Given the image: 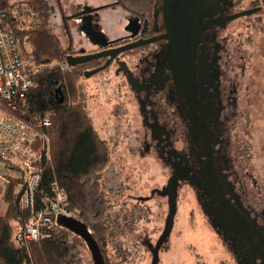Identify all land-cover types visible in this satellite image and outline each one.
I'll return each mask as SVG.
<instances>
[{"label":"flooded vegetation","instance_id":"flooded-vegetation-1","mask_svg":"<svg viewBox=\"0 0 264 264\" xmlns=\"http://www.w3.org/2000/svg\"><path fill=\"white\" fill-rule=\"evenodd\" d=\"M238 1L231 0L229 14L236 12L233 9ZM259 6V0H253L241 11ZM79 8L75 18L71 19L78 21V30L85 41L78 46L77 52L72 53L74 55L159 38L118 54L100 71L107 72L103 81L116 91L112 90V98L119 99L117 94L120 95L126 107L123 124L126 131L115 130L121 140L120 148L123 149L126 140L128 158L134 155L156 164L151 168L153 171L146 173L151 179L147 187L137 180V188H130L131 197H136L135 200L124 199V188L111 192L117 199L107 203L109 209L117 202L120 209H113L116 219L108 216L106 234L95 239L104 263L178 264L175 258L179 257L182 248L185 225L181 193L188 187L196 190L208 225L226 245L236 264H264V164L252 161L249 146L244 143L246 137L236 140L238 130L235 126L239 125L234 122L242 91L239 82L247 68L245 49L249 45L246 40L250 39L252 30L226 31L229 22L224 28L216 29L214 37L202 43L197 51L195 66L198 77L196 84L190 86L195 92L191 107L200 118L203 133L194 138L180 115L182 104L180 100L178 102L180 96L172 78V66L162 57L167 40L160 38L165 34L161 2L154 1L149 15L128 14L122 27L123 34L105 31L100 21V10L91 11L86 6ZM255 14L264 15V10L248 17ZM256 21L252 20L250 24L254 29ZM87 32L100 33L109 45L94 44ZM89 43L96 45L97 49H86ZM94 61L99 64L83 72L102 65L105 58ZM234 68L239 69L237 81L232 79ZM113 129L111 132L105 129L107 135L110 133V141ZM245 132L241 129L238 134L249 136ZM207 164H210L216 182L223 189L224 200L249 228L247 238L240 239V235L233 234L224 225L223 209L206 193V176L204 178L202 174ZM112 177L116 179L113 174ZM193 183L200 184L203 189L199 190ZM155 198L158 204L152 202ZM82 264H93L91 255L90 258L84 257Z\"/></svg>","mask_w":264,"mask_h":264},{"label":"trees","instance_id":"trees-1","mask_svg":"<svg viewBox=\"0 0 264 264\" xmlns=\"http://www.w3.org/2000/svg\"><path fill=\"white\" fill-rule=\"evenodd\" d=\"M154 1L117 0L95 8L86 7L91 11L117 7L127 15L140 13L146 16L151 14ZM9 2L0 0V7L16 9L14 3ZM19 3L27 7L28 22L21 15L19 20L8 16L7 21L24 53L40 65L34 77L35 85L26 92L27 115L43 117L51 114V125L47 130L51 140V163L44 168L36 199L50 193V183L55 180L66 195L71 216L83 222L96 239L107 231L108 205L98 178L108 163L109 150L85 109L80 80L84 69L99 62H85L60 70L56 63L64 62L67 55L74 52L70 47H63L51 31L47 0H20ZM57 88L63 95L60 103L59 93L56 96L55 92ZM14 190L12 185L2 190L6 209L0 215V264H25L19 241L25 247L30 264H82L77 245L80 238L64 228L39 241L22 239L21 232L28 215L18 209V193Z\"/></svg>","mask_w":264,"mask_h":264},{"label":"rangeland","instance_id":"rangeland-1","mask_svg":"<svg viewBox=\"0 0 264 264\" xmlns=\"http://www.w3.org/2000/svg\"><path fill=\"white\" fill-rule=\"evenodd\" d=\"M19 1L10 0L9 3H14L15 10L28 22V17H26L27 7ZM250 1L253 0H239L233 11H241L246 8ZM113 2L115 0H47L50 6L48 22L50 29L58 36L63 47H70L73 52H77L78 46L85 41V37L78 30V21L71 18H75L74 14L78 12L79 7L101 6ZM103 10H100L99 15L105 31L112 34H123L122 27L127 14L120 12L117 7ZM258 19L259 22L256 21ZM252 20L256 21V29L250 25L253 23ZM235 29L252 30L250 39L246 40L249 45L245 49L247 68L244 78L239 82L242 91L234 119V122L239 125V127L235 126L238 130L235 138L239 140L240 137H246L244 143L249 146L248 153L251 155L252 161L257 160L264 164V15L255 14L250 17L243 16L234 19L227 25L226 31ZM86 49H97V46L89 43ZM106 74L107 72H99L89 78L83 77L80 83L85 99L84 106L92 120L93 127L97 134L107 142L109 160L101 171L98 181L103 186L105 202L111 204L117 199L113 197L111 192L117 190V188H124V199L135 200L136 197H131L130 188H137V180L145 183L144 187H147L148 181L151 179H148L146 173L153 171L151 168H154L156 164L149 161V159H146V161L138 159L134 155L128 158L126 156L128 143L126 140H124L123 149L120 148L119 142L121 140L118 133L115 134V130L117 131L118 128L122 129L124 133L126 131L123 125L126 107L120 95L117 94L119 99L112 98L114 89L103 81ZM237 75H239V69L234 68L232 78L234 81H237ZM105 129H109L110 132L112 129L114 130L111 139L114 143L109 140L110 133L107 135ZM241 129L249 133V136L239 135ZM135 135L137 136V134ZM112 174L116 177L115 180H113ZM118 177H120L119 184L117 182ZM184 189L181 193L182 218L185 224L184 234L182 248L179 257L175 258V262L178 259V264H236L226 245L219 240L218 235L208 225L207 216L203 214L197 200L196 190L188 187ZM2 190H0V215L4 213L6 208V203L2 199ZM133 192H136V190H133ZM156 199L152 202L158 204L159 202ZM119 206V202L113 204L111 209L108 206V216L115 220L116 212L113 209L118 211ZM152 216L154 217L155 214L152 213ZM77 245L81 259L84 257L90 258L88 248L81 239H79Z\"/></svg>","mask_w":264,"mask_h":264},{"label":"built area","instance_id":"built-area-1","mask_svg":"<svg viewBox=\"0 0 264 264\" xmlns=\"http://www.w3.org/2000/svg\"><path fill=\"white\" fill-rule=\"evenodd\" d=\"M15 9L0 7V190L12 185L18 193L17 207L28 215L21 236L35 242L51 237L59 228V215L71 216L64 191L55 182L50 193L41 195L39 185L44 168L51 163V140L48 129L51 114L29 117L26 92L34 83L40 65L24 53L20 41L7 21L19 20ZM60 70L69 68L66 61L56 63ZM18 189V190H16Z\"/></svg>","mask_w":264,"mask_h":264},{"label":"water","instance_id":"water-1","mask_svg":"<svg viewBox=\"0 0 264 264\" xmlns=\"http://www.w3.org/2000/svg\"><path fill=\"white\" fill-rule=\"evenodd\" d=\"M161 2V11L163 17V27L165 34L160 38L167 40L165 53L162 57L167 60V63L172 66V78L175 82V87L178 90V102L180 100L181 117L188 125L190 135L196 138L202 132L201 121L197 114L194 113L191 107V100L195 98V92H192L190 86L196 84L198 77L195 66V55L202 43H205L209 38H213L215 30L224 28L227 23L239 17L248 16L264 10V0H259L260 6L243 10L234 14H229L231 0H156ZM87 9V8H86ZM91 42L99 44L103 47L109 45L104 37L98 33L87 32ZM92 36H96L95 38ZM159 38L149 40H137L116 47H108L107 49L82 54H68L66 63L69 67H74L79 64L105 58V62L93 69L83 72L84 78H89L100 71L104 70L112 60L120 53L135 49L145 44L157 41ZM59 93L58 102L63 101V95L60 88L56 89ZM188 106L186 109L185 107ZM204 178L206 183L204 188L223 209L225 223L235 235H240L241 238H247L249 228L241 222L240 217L230 205L224 200V193L221 186L216 182L213 176V170L210 164H207L204 169ZM194 184V183H193ZM199 190L203 187L200 184H194ZM57 223L64 229L70 231L79 237L86 245L91 255L93 264H105L100 249L93 238L91 231L80 220L72 216L59 215ZM246 231V232H245ZM244 240V239H243ZM22 255L25 257V264L29 263V257L25 252V247L22 242Z\"/></svg>","mask_w":264,"mask_h":264},{"label":"crops","instance_id":"crops-1","mask_svg":"<svg viewBox=\"0 0 264 264\" xmlns=\"http://www.w3.org/2000/svg\"><path fill=\"white\" fill-rule=\"evenodd\" d=\"M104 5H106V4H104ZM95 7H98V6H94V8H95ZM106 9H108V8H105V10H106ZM102 11H104V10H102ZM2 116H3V113H2V111L0 110V118H1ZM5 209H6V208H5ZM4 211H5V210H4ZM1 215H2V214H1Z\"/></svg>","mask_w":264,"mask_h":264}]
</instances>
